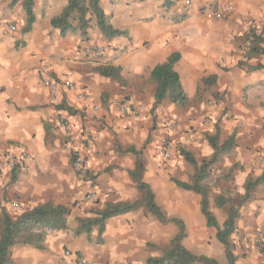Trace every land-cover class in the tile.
Listing matches in <instances>:
<instances>
[{
	"label": "crops",
	"instance_id": "1",
	"mask_svg": "<svg viewBox=\"0 0 264 264\" xmlns=\"http://www.w3.org/2000/svg\"><path fill=\"white\" fill-rule=\"evenodd\" d=\"M11 1L0 0V220L4 212L15 215L45 203L67 206L79 200L70 208L65 230L48 232L42 249L13 246L10 264H73L74 254L88 264H147L148 258L160 257L178 227L161 223L144 207L108 218L102 233L97 227L88 234L77 233L78 220L94 217L95 210L140 199L130 175L136 164L142 166L141 180L161 213L183 222L182 245L218 264L215 253L222 257L224 251L220 253L214 229L206 235L205 228H212L201 213L200 195L174 184L189 182L193 167L182 155L164 164L157 157L165 131L154 125L155 85L150 73L172 53L180 55L174 70L188 103L197 102L198 118L203 111L212 115L209 123L200 120L192 125L198 134L203 130L204 140L187 150L203 161L212 153L205 135L218 133L222 140L234 135V147L217 164L230 172L221 182L222 192L241 198L247 179L264 172V109L242 103L247 86L264 87V0H100L108 22L126 32L112 39L96 27L84 35L72 31L62 37L51 19L68 0H34L35 20L23 33L24 0L14 5ZM219 2L230 4L231 12L218 15ZM99 66L118 68L121 80L100 76L95 71ZM211 75L216 80L210 91L231 97L227 115L222 108L207 107L204 93L196 96L202 80ZM48 77L72 81L87 95L79 99L76 91L64 87L52 91L44 84ZM114 104L125 107V113ZM61 117L69 120L75 137L85 129L90 133L89 162L83 173L71 168V150L58 123ZM6 154L15 156V181ZM88 194L95 197L86 200ZM231 236L230 242L236 244L234 264H264L258 243L264 241V182L239 209ZM66 250L72 255L65 256Z\"/></svg>",
	"mask_w": 264,
	"mask_h": 264
},
{
	"label": "trees",
	"instance_id": "2",
	"mask_svg": "<svg viewBox=\"0 0 264 264\" xmlns=\"http://www.w3.org/2000/svg\"><path fill=\"white\" fill-rule=\"evenodd\" d=\"M18 1L12 0L11 4L14 5ZM33 4L34 0H24L22 3L26 15L23 33L29 32L34 23ZM92 21H94L95 26L106 39L126 35V32L115 29L108 22L107 16L100 7V0H68L62 12L51 19V26L58 30L62 37L74 30H78L84 35ZM179 59L180 55L178 53H172L164 63L152 69L150 82L155 85L153 108L164 100L182 107L186 105L187 96L183 91L179 75L174 70V65ZM95 71L100 76L121 80L119 69L113 66H99ZM215 80L216 77L211 75L203 79L202 83L207 85L214 83ZM206 140L212 149V153L201 162H198L190 152L180 151L184 160L193 167V174L189 182L174 180V184L182 190L200 195V210L205 218L206 226L216 231V239L224 248L228 264H234L235 256L233 255L230 237L235 231V221L238 218L239 209L250 199L253 189L264 182V172L257 178L247 179L245 193L241 196L237 205L229 207L225 220L219 226L215 215L210 209V188L204 182L210 175V168L216 164L221 155L232 150L236 139L234 135H231L220 141L219 134L216 133L207 135ZM126 152L138 155L133 149H127ZM13 167L11 169V179L15 181L17 170L16 167ZM140 171H142V166H137L136 164V168L130 172L141 193L140 199L133 202L111 203L102 210H95L94 217L78 220L77 233L84 232L88 234L93 227H97L99 233H102L105 221L108 218L144 207L161 223L172 222L178 227L177 234L173 237L168 247L162 251V255L158 258H148L147 264H193L199 261L217 264L213 259L193 254L182 245V240L186 235L183 222L175 218H166L161 213L148 184L141 180ZM229 201L224 196H217L213 199V203L217 208L224 207ZM69 213V207L52 203H45L15 215H9L4 212L0 220V264H10V250L15 245L42 249L48 232L61 231L67 228L66 218Z\"/></svg>",
	"mask_w": 264,
	"mask_h": 264
},
{
	"label": "rangeland",
	"instance_id": "3",
	"mask_svg": "<svg viewBox=\"0 0 264 264\" xmlns=\"http://www.w3.org/2000/svg\"><path fill=\"white\" fill-rule=\"evenodd\" d=\"M93 23L94 21L91 22L90 27L87 29L88 31L92 30L93 27H96ZM74 31H78V30H74ZM212 84L213 83H210L204 86L201 85L200 87H198L196 96H199L204 93L205 94L204 95L205 105H207V107L212 108V109L214 108L215 110L217 108H222L223 113L227 115V112L229 111V107L230 105H232L231 97L230 95H227L225 92L210 91L209 88L213 86ZM248 97H252L251 100H249V102H248ZM257 98H259V101ZM242 103L243 105H246V106H248L249 104H252V107L254 110L264 109V87L260 89L257 85L247 86L245 90L243 91ZM165 104H169L173 106L174 108H176V111L175 112L167 111ZM196 104H197L196 101L192 103H188L187 101L186 105L182 107V106L172 104L168 100H164L157 107L153 108L152 117H153L154 125L157 128L165 131V136H163L158 141L157 149H156L157 157L161 159L162 164L168 163L169 161H172V162L177 161L175 159L180 157L181 155L180 150L189 152L187 150L188 145L198 144L200 140L202 139L204 140V137H202L201 135V132L204 134L203 130H200L199 131L200 133L198 134L196 133V129L192 127V125L200 120L203 123L205 122L209 123L212 120V115L210 112L209 114L207 113L206 115L205 111H203L202 112L203 117H201V119L198 118L196 116V111H195ZM172 122H175L174 127L171 126ZM183 123L185 126L183 125ZM86 131L87 130L85 129V132ZM87 132L88 134H90L89 131ZM175 137L176 138L180 137V140H177V139L175 140ZM205 138H206V135H205ZM219 140L223 141L224 139L223 140L219 139ZM165 154H167L168 156L165 157ZM198 162H201V161H198ZM70 163H71V168L73 169V163L71 161V156H70ZM228 172L229 171H225L220 165L218 166L216 162V165L214 164L210 168V175L204 182L210 188V209L215 207L213 203V199L215 198V196L222 195L225 198L230 200L224 206L223 209H216L215 213H213L217 219L219 226H221L222 224L221 220L227 216L228 208L230 206L237 205V203L240 200L239 197L234 196L233 192H229L227 194V193L222 192V189L220 188L222 180L226 178V176H229L227 174ZM174 176L175 177H172V178L175 179L176 178L175 173H174ZM9 184H12V183H9ZM220 191L222 193L218 194ZM229 195H231V197H229ZM78 200L79 198H77L75 202H70V203L68 202L67 206L69 208H73V206H75V204L78 203ZM210 231H213V229L208 230L207 228H205L206 235L214 233V232L210 233ZM211 239H212V235L210 236V241ZM235 241L236 240H234V242ZM231 245L232 247H234V245L236 244H233L231 242ZM191 249L193 250V247H191ZM223 251H224V248L220 244V253H223ZM215 257L217 258L218 264H228L225 254L222 255L223 257L222 258L216 252Z\"/></svg>",
	"mask_w": 264,
	"mask_h": 264
},
{
	"label": "built area",
	"instance_id": "4",
	"mask_svg": "<svg viewBox=\"0 0 264 264\" xmlns=\"http://www.w3.org/2000/svg\"><path fill=\"white\" fill-rule=\"evenodd\" d=\"M232 6L230 4L224 3V2H219L218 5L216 6V13L218 15L224 16L227 15L229 12H231ZM44 84L47 85L52 89V91H56L58 87H64L65 89L68 90H73L76 91L77 97L84 98L86 97L87 93L84 89L80 88L79 85L72 81L64 80V81H58L56 79H53L51 77H48L44 80ZM118 108V111L120 113H125V107L114 104ZM95 109H97L95 107ZM59 127L60 129L66 134V143L69 145L70 150H71V159L73 163V168L76 173H83L88 162H89V157H88V151L90 148L89 145V136H88V130L84 133H82L81 137H75L74 134L71 133V124L67 118L61 117L59 119ZM171 126H175V122L171 123ZM168 155L165 154V157ZM6 163L8 164L9 167H13L14 163L16 161L15 156L12 154H7L6 157ZM95 197L94 194H88L85 196L86 200H92ZM259 243V249L261 252L264 253V241L263 240H258ZM65 256H71V252L66 250L64 253ZM73 264H88L85 258H83L81 255L74 254V260L72 262Z\"/></svg>",
	"mask_w": 264,
	"mask_h": 264
}]
</instances>
